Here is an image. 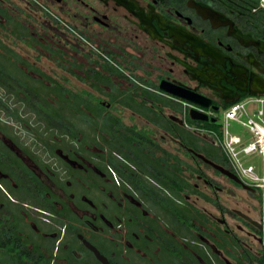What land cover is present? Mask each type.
Returning a JSON list of instances; mask_svg holds the SVG:
<instances>
[{
    "label": "flooded vegetation",
    "instance_id": "obj_1",
    "mask_svg": "<svg viewBox=\"0 0 264 264\" xmlns=\"http://www.w3.org/2000/svg\"><path fill=\"white\" fill-rule=\"evenodd\" d=\"M0 89V264H264L209 127L264 94L263 0H0Z\"/></svg>",
    "mask_w": 264,
    "mask_h": 264
},
{
    "label": "built area",
    "instance_id": "obj_2",
    "mask_svg": "<svg viewBox=\"0 0 264 264\" xmlns=\"http://www.w3.org/2000/svg\"><path fill=\"white\" fill-rule=\"evenodd\" d=\"M253 104L254 109L250 108ZM231 122L242 129L233 132ZM222 123V132L217 137L232 167L248 184L264 190V94L246 96L230 103L223 112ZM253 154L261 156L260 166L245 164L246 156Z\"/></svg>",
    "mask_w": 264,
    "mask_h": 264
},
{
    "label": "rangeland",
    "instance_id": "obj_3",
    "mask_svg": "<svg viewBox=\"0 0 264 264\" xmlns=\"http://www.w3.org/2000/svg\"><path fill=\"white\" fill-rule=\"evenodd\" d=\"M0 91L4 93L3 89H0ZM254 105L255 104L250 105V108H252V109L256 108V106H254ZM222 117H223V114H222ZM222 117H221V123H220V128H219L221 130V132H222V129H223ZM230 129L233 132H239L242 129V127L240 125L236 124L235 122H231ZM221 132L219 131V134H221ZM261 161H262V158H261V156L259 154L248 155L245 158V164H255V165L258 164L260 166L261 165Z\"/></svg>",
    "mask_w": 264,
    "mask_h": 264
},
{
    "label": "water",
    "instance_id": "obj_4",
    "mask_svg": "<svg viewBox=\"0 0 264 264\" xmlns=\"http://www.w3.org/2000/svg\"><path fill=\"white\" fill-rule=\"evenodd\" d=\"M170 90L174 91L175 93L177 94H180L181 96L183 97H187L189 98L191 101H199L198 100V97L192 93V94H189V93H183V92H179L178 90H175V89H172L170 88ZM253 95H256V94H253ZM193 111H195V109H193ZM193 117L194 118H207L206 116L204 115H197V114H193ZM93 249L95 250L97 256L105 263V264H110L109 260L96 248V247H93Z\"/></svg>",
    "mask_w": 264,
    "mask_h": 264
},
{
    "label": "trees",
    "instance_id": "obj_5",
    "mask_svg": "<svg viewBox=\"0 0 264 264\" xmlns=\"http://www.w3.org/2000/svg\"><path fill=\"white\" fill-rule=\"evenodd\" d=\"M209 127H210V128H214V129H216V130H218V131L221 132V130L219 129V126L217 127V126H215V125H210Z\"/></svg>",
    "mask_w": 264,
    "mask_h": 264
},
{
    "label": "crops",
    "instance_id": "obj_6",
    "mask_svg": "<svg viewBox=\"0 0 264 264\" xmlns=\"http://www.w3.org/2000/svg\"><path fill=\"white\" fill-rule=\"evenodd\" d=\"M212 133V132H211Z\"/></svg>",
    "mask_w": 264,
    "mask_h": 264
}]
</instances>
